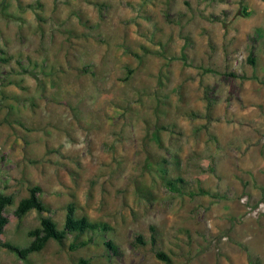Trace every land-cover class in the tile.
<instances>
[{"label":"rangeland","instance_id":"1","mask_svg":"<svg viewBox=\"0 0 264 264\" xmlns=\"http://www.w3.org/2000/svg\"><path fill=\"white\" fill-rule=\"evenodd\" d=\"M0 193L111 228L0 264H264V0H0Z\"/></svg>","mask_w":264,"mask_h":264},{"label":"trees","instance_id":"2","mask_svg":"<svg viewBox=\"0 0 264 264\" xmlns=\"http://www.w3.org/2000/svg\"><path fill=\"white\" fill-rule=\"evenodd\" d=\"M218 20V19H216ZM259 31V30H258ZM249 63L254 64L252 58H249ZM244 78V77H242ZM186 181L180 177L169 178L165 181V187L170 191L182 195ZM41 189L39 187H33L29 190V195L26 198L21 199L14 211V215L20 219L27 213L35 211L38 215L47 213V207L39 198ZM200 194H207L206 191H200ZM14 202L12 195H6L0 193V234L3 232V228L7 223V219L4 217V211L8 206H11ZM111 231L108 224L103 222H91L88 219L76 218L75 208L72 204L67 206L65 219L62 229L57 228V224L49 217L40 216L39 227L30 232L28 236L32 238V241L25 248H18L10 243L0 242V248L6 249L9 252L15 254L19 260L26 261L28 256L33 253L42 251L49 241H53L59 246H63L67 237H71L72 241L69 244L70 251H76L80 248H84L92 243L93 235H104ZM150 241L152 246H155V231L150 227ZM86 239L81 240L82 237ZM136 241L139 244H143L141 237H137ZM104 246L108 251L113 254H117V247L111 241H105ZM155 257L167 264H170V259L165 253L156 251ZM80 264H87L84 261H80Z\"/></svg>","mask_w":264,"mask_h":264},{"label":"built area","instance_id":"3","mask_svg":"<svg viewBox=\"0 0 264 264\" xmlns=\"http://www.w3.org/2000/svg\"><path fill=\"white\" fill-rule=\"evenodd\" d=\"M263 211H264V209H263Z\"/></svg>","mask_w":264,"mask_h":264}]
</instances>
